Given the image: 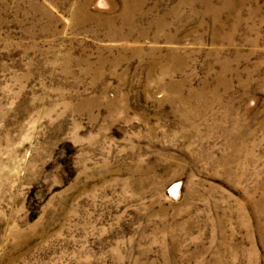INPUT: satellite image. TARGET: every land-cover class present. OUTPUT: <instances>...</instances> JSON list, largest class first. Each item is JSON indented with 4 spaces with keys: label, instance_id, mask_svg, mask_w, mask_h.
I'll use <instances>...</instances> for the list:
<instances>
[{
    "label": "rangeland",
    "instance_id": "rangeland-1",
    "mask_svg": "<svg viewBox=\"0 0 264 264\" xmlns=\"http://www.w3.org/2000/svg\"><path fill=\"white\" fill-rule=\"evenodd\" d=\"M0 264H264V0H0Z\"/></svg>",
    "mask_w": 264,
    "mask_h": 264
},
{
    "label": "bare ground",
    "instance_id": "bare-ground-1",
    "mask_svg": "<svg viewBox=\"0 0 264 264\" xmlns=\"http://www.w3.org/2000/svg\"><path fill=\"white\" fill-rule=\"evenodd\" d=\"M88 1V0H87ZM85 3H87V2H85ZM85 9V8H84ZM84 14V13H83ZM79 16V15H78ZM80 17V16H79ZM176 190V186H174V189H173V191H175Z\"/></svg>",
    "mask_w": 264,
    "mask_h": 264
}]
</instances>
